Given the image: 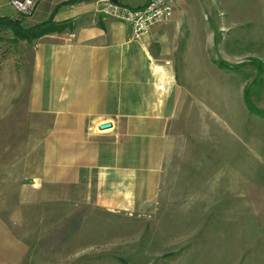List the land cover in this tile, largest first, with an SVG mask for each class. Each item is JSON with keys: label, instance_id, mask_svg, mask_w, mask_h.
<instances>
[{"label": "rangeland", "instance_id": "1", "mask_svg": "<svg viewBox=\"0 0 264 264\" xmlns=\"http://www.w3.org/2000/svg\"><path fill=\"white\" fill-rule=\"evenodd\" d=\"M200 1L174 55L186 105L169 134L160 191L133 213L21 204L41 134L31 116L26 132L25 90L2 97L6 61L15 56L28 79L32 55L0 31V215L22 217L14 223L28 247L22 264H264V0Z\"/></svg>", "mask_w": 264, "mask_h": 264}, {"label": "crops", "instance_id": "2", "mask_svg": "<svg viewBox=\"0 0 264 264\" xmlns=\"http://www.w3.org/2000/svg\"><path fill=\"white\" fill-rule=\"evenodd\" d=\"M198 3L180 0L169 22L141 38L100 15L92 0H41L22 20L25 27L49 20L64 25L15 44L31 48L28 79L17 74L15 56L5 64L9 91L2 98L12 102L25 90L26 132L31 116L41 134L36 160L22 173V205L85 204L122 214L158 196L169 134L186 105L174 55ZM3 17L20 18L8 0H0ZM105 124L110 127L100 130ZM6 171L11 179L13 165ZM8 212L9 219L0 215V264H22L28 247L14 231L22 217Z\"/></svg>", "mask_w": 264, "mask_h": 264}, {"label": "built area", "instance_id": "3", "mask_svg": "<svg viewBox=\"0 0 264 264\" xmlns=\"http://www.w3.org/2000/svg\"><path fill=\"white\" fill-rule=\"evenodd\" d=\"M96 11L104 18L125 24L133 38L148 36L156 25L172 18L180 0H147L143 5L130 7L123 0H92ZM41 0H8L19 17H30Z\"/></svg>", "mask_w": 264, "mask_h": 264}, {"label": "trees", "instance_id": "4", "mask_svg": "<svg viewBox=\"0 0 264 264\" xmlns=\"http://www.w3.org/2000/svg\"><path fill=\"white\" fill-rule=\"evenodd\" d=\"M23 19V17L16 19L8 17L0 18V31H12L16 41H26L27 43H31L45 35L60 32L64 29V25H55L52 20L25 27L21 24ZM218 67L220 69H225L229 66L223 62H219ZM244 100L248 111L252 114L253 109L250 106V100L246 93H244Z\"/></svg>", "mask_w": 264, "mask_h": 264}, {"label": "water", "instance_id": "5", "mask_svg": "<svg viewBox=\"0 0 264 264\" xmlns=\"http://www.w3.org/2000/svg\"><path fill=\"white\" fill-rule=\"evenodd\" d=\"M110 127V124H105V125H101L99 127L100 130H103V129H106V128H109Z\"/></svg>", "mask_w": 264, "mask_h": 264}]
</instances>
